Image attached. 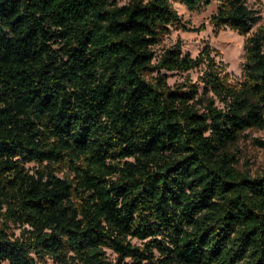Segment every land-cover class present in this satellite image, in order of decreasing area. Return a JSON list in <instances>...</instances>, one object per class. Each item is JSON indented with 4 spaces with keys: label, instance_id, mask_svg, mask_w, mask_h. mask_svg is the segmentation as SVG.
<instances>
[{
    "label": "trees",
    "instance_id": "16d2710c",
    "mask_svg": "<svg viewBox=\"0 0 264 264\" xmlns=\"http://www.w3.org/2000/svg\"><path fill=\"white\" fill-rule=\"evenodd\" d=\"M263 1L0 0V263L264 264V172L229 151L264 130V25L236 80L153 51L174 3L247 36Z\"/></svg>",
    "mask_w": 264,
    "mask_h": 264
},
{
    "label": "rangeland",
    "instance_id": "374dc122",
    "mask_svg": "<svg viewBox=\"0 0 264 264\" xmlns=\"http://www.w3.org/2000/svg\"><path fill=\"white\" fill-rule=\"evenodd\" d=\"M127 1L116 0L118 5H124ZM173 8L181 20L187 23L189 30H183L178 26L170 27L169 33L162 38L157 46L153 47L155 56L159 57L164 51L179 45L182 54L195 58L207 46L212 50L211 56L215 57L217 63H221L224 71L231 79H239L244 63L245 40L264 25V12L261 13V20L252 28L250 33L247 36H241L228 28L215 29L210 24L209 19L215 12V4L195 12H189L184 5L178 2L173 4ZM164 73L168 76V84L174 86L181 83H196L201 70L194 69L184 73L164 71ZM256 140L264 143V130L247 129L241 134L238 141L229 148V151L237 159L236 169L252 176L261 175L264 172V147L257 145ZM26 168L33 170L37 167L35 164H28ZM67 174L69 173L67 172ZM133 243L138 244L136 241ZM45 264L54 263L48 260Z\"/></svg>",
    "mask_w": 264,
    "mask_h": 264
}]
</instances>
